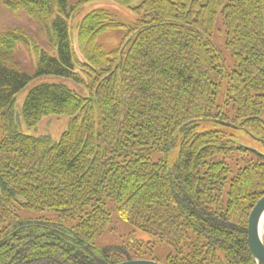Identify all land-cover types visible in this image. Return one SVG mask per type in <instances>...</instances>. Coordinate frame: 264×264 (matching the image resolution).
<instances>
[{
	"label": "trees",
	"instance_id": "trees-1",
	"mask_svg": "<svg viewBox=\"0 0 264 264\" xmlns=\"http://www.w3.org/2000/svg\"><path fill=\"white\" fill-rule=\"evenodd\" d=\"M101 2L125 20L92 8ZM0 5L44 40L0 27V264L161 263L163 248V264H255L247 220L264 196V151L234 131L264 150V0ZM114 32L117 44L98 42ZM48 77L79 90L40 83L21 117L27 130L63 118L57 142L24 133L14 109L17 93ZM112 214L147 239L99 248Z\"/></svg>",
	"mask_w": 264,
	"mask_h": 264
},
{
	"label": "rangeland",
	"instance_id": "rangeland-1",
	"mask_svg": "<svg viewBox=\"0 0 264 264\" xmlns=\"http://www.w3.org/2000/svg\"><path fill=\"white\" fill-rule=\"evenodd\" d=\"M94 7H101L108 9L110 11L115 12L119 17L121 18L122 21L125 20V15L123 13L124 10L118 6H115L113 4L101 2V3H96L92 8ZM90 9V8H89ZM85 12V10L83 11ZM80 13V15H84V13ZM14 22V24H19L20 27L22 28H27L29 30L30 35H32L38 43L41 45L44 44V40L40 37L39 34L36 33V31L32 30L29 23L25 20L22 22L18 23L16 20H14L11 15L8 14V12L0 5V27L1 26H7L10 25L11 23ZM221 31L215 32L213 34V40L218 47V49H221L222 53L224 56H227L226 62L228 66H231V62L229 61V55L225 52L223 46H222V34L220 33ZM120 40V36L117 33H108V34H103L98 37V42L107 48L112 47L113 45L117 44L118 41ZM18 54H17V59L20 61L22 66L27 69L28 71H33L34 69V57L30 54L27 48L24 46L20 45L18 47ZM40 83H47V84H58V83H63L66 84L71 90H76L78 91L79 89L75 88L71 83L67 81H60L58 78L54 77H48L44 80H36L30 83L28 86H26L24 89H22L19 93L16 94V99H15V114L17 116V124L22 127V131L26 134L30 135H44V134H49L52 138L53 142H57L59 139V136L65 129L64 126V120L63 118L60 119H54V118H46L43 121L40 122V124L32 130H27L23 126V119L21 117L22 115V106L24 103V100L28 94V92L35 87L36 85H39ZM234 137L237 138L239 143L242 145L248 147L250 150H254L257 152H263V148L261 144L256 141L250 134H246L244 131L236 129ZM172 159V156H171ZM251 212V211H250ZM112 223L109 226V228L102 234V236L97 240V246L99 248H118L122 247L126 244V242L131 239V240H137L139 238L141 239H147L146 236L140 234L137 231H134L133 228L130 226H127V224L123 223L118 219L116 214H112ZM155 253L159 256L157 258L161 263L164 261L163 255L166 254L164 248L163 249H157Z\"/></svg>",
	"mask_w": 264,
	"mask_h": 264
},
{
	"label": "water",
	"instance_id": "water-1",
	"mask_svg": "<svg viewBox=\"0 0 264 264\" xmlns=\"http://www.w3.org/2000/svg\"><path fill=\"white\" fill-rule=\"evenodd\" d=\"M223 126L229 127V124L222 123ZM258 154L256 151L251 150ZM264 196L252 208L247 220V243L251 258L255 264H264ZM116 264H163L152 260H129Z\"/></svg>",
	"mask_w": 264,
	"mask_h": 264
},
{
	"label": "bare ground",
	"instance_id": "bare-ground-1",
	"mask_svg": "<svg viewBox=\"0 0 264 264\" xmlns=\"http://www.w3.org/2000/svg\"><path fill=\"white\" fill-rule=\"evenodd\" d=\"M263 227H264V222H263Z\"/></svg>",
	"mask_w": 264,
	"mask_h": 264
}]
</instances>
